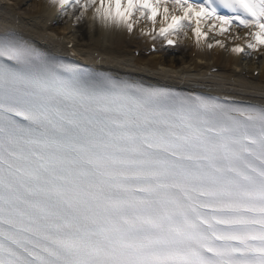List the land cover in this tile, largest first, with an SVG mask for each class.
<instances>
[{
  "label": "snow or ice",
  "instance_id": "obj_1",
  "mask_svg": "<svg viewBox=\"0 0 264 264\" xmlns=\"http://www.w3.org/2000/svg\"><path fill=\"white\" fill-rule=\"evenodd\" d=\"M49 3L105 29L150 22L140 34L169 45L234 26L233 53L264 48V0ZM0 264H264V105L145 87L0 33Z\"/></svg>",
  "mask_w": 264,
  "mask_h": 264
},
{
  "label": "bare ground",
  "instance_id": "obj_2",
  "mask_svg": "<svg viewBox=\"0 0 264 264\" xmlns=\"http://www.w3.org/2000/svg\"><path fill=\"white\" fill-rule=\"evenodd\" d=\"M159 21L157 16V30ZM142 24L150 27V22L141 21L129 34L124 29L94 25L90 17L76 22L74 15L61 14L49 0H0V33L12 30L49 55L71 59L67 53L72 51L83 63L129 82L223 97L243 105H264V48L251 56L231 51L236 44H243L231 39L234 32L243 35L247 30L233 26L222 36L209 32L199 46L189 30L187 37L182 33L172 37L177 49H166L161 37L153 41L140 34ZM202 30L207 32V26ZM216 40L223 41L224 48H207ZM151 46H156L158 53H149ZM255 72H259L257 77Z\"/></svg>",
  "mask_w": 264,
  "mask_h": 264
},
{
  "label": "rangeland",
  "instance_id": "obj_3",
  "mask_svg": "<svg viewBox=\"0 0 264 264\" xmlns=\"http://www.w3.org/2000/svg\"><path fill=\"white\" fill-rule=\"evenodd\" d=\"M256 76V75H255Z\"/></svg>",
  "mask_w": 264,
  "mask_h": 264
}]
</instances>
